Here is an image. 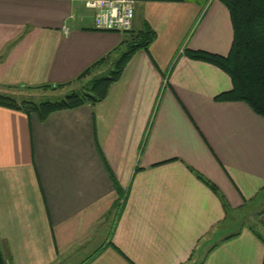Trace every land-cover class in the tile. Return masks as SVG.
<instances>
[{
    "label": "crops",
    "instance_id": "obj_1",
    "mask_svg": "<svg viewBox=\"0 0 264 264\" xmlns=\"http://www.w3.org/2000/svg\"><path fill=\"white\" fill-rule=\"evenodd\" d=\"M132 6L130 29L108 31L82 0H0V93L106 74L153 32L96 101L42 118L0 104L5 264H264V117L215 99L228 74L183 52L228 51L227 7ZM250 203L252 220H229Z\"/></svg>",
    "mask_w": 264,
    "mask_h": 264
},
{
    "label": "trees",
    "instance_id": "obj_2",
    "mask_svg": "<svg viewBox=\"0 0 264 264\" xmlns=\"http://www.w3.org/2000/svg\"><path fill=\"white\" fill-rule=\"evenodd\" d=\"M221 1L227 7L232 27L228 51L218 54L200 48H185L183 52L189 58L208 61L228 74L231 86L217 93L215 99L245 101L254 112L264 117V0ZM152 35L150 29L141 30L133 44L117 57L109 72L89 77L61 97L34 100L31 94L55 89L64 83L40 84L28 87L35 90L30 95L0 93V104L19 108L27 113L34 112L42 118L55 109L72 107L83 101H96L105 95L109 83L118 77L132 51L137 47H145ZM89 68L82 70L76 78L86 75ZM210 186L216 190L214 184L210 183ZM259 238L264 244V237ZM0 264H5L1 249Z\"/></svg>",
    "mask_w": 264,
    "mask_h": 264
},
{
    "label": "built area",
    "instance_id": "obj_3",
    "mask_svg": "<svg viewBox=\"0 0 264 264\" xmlns=\"http://www.w3.org/2000/svg\"><path fill=\"white\" fill-rule=\"evenodd\" d=\"M92 11V27L96 30L127 31L133 16L132 0H82Z\"/></svg>",
    "mask_w": 264,
    "mask_h": 264
},
{
    "label": "rangeland",
    "instance_id": "obj_4",
    "mask_svg": "<svg viewBox=\"0 0 264 264\" xmlns=\"http://www.w3.org/2000/svg\"><path fill=\"white\" fill-rule=\"evenodd\" d=\"M112 66H110L109 68H111ZM94 72H96L97 70H93ZM105 73L109 72L108 69L104 71ZM84 79V78H83ZM81 80H78L77 82H72L64 87H58V88H55V89H47V90H42V91H38L36 94H31L32 97L34 98V100H42V99H53V98H57V97H61L63 95V93L65 91L68 90V88L70 87H78L79 83H80ZM67 89V90H66ZM71 89V88H70ZM29 91V92H28ZM35 93V90L33 88H30V89H23L22 90V94L23 95H27V93ZM26 93V94H25ZM29 97V96H28ZM262 195L258 194V196H256L254 198V200H257L258 198H260ZM254 200H251L249 202L251 203H254L252 201ZM251 203L250 204H247L248 208L246 207H241L240 209H237V210H234V211H231L230 212V221L233 220L234 223H239V222H242V223H247V221L249 220H252V217H250L251 215L253 216L254 214V210L253 208H250L251 206ZM247 209V210H246Z\"/></svg>",
    "mask_w": 264,
    "mask_h": 264
}]
</instances>
